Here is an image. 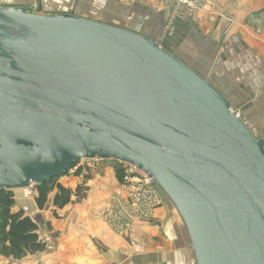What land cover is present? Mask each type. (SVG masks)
Instances as JSON below:
<instances>
[{
    "label": "water",
    "instance_id": "1",
    "mask_svg": "<svg viewBox=\"0 0 264 264\" xmlns=\"http://www.w3.org/2000/svg\"><path fill=\"white\" fill-rule=\"evenodd\" d=\"M0 5V192L81 160L128 164L172 204L194 264H264V140L153 38Z\"/></svg>",
    "mask_w": 264,
    "mask_h": 264
},
{
    "label": "crops",
    "instance_id": "2",
    "mask_svg": "<svg viewBox=\"0 0 264 264\" xmlns=\"http://www.w3.org/2000/svg\"><path fill=\"white\" fill-rule=\"evenodd\" d=\"M26 1L13 0V3L0 5L35 6L36 0L29 4ZM55 2L51 5L54 12L66 13L86 8L84 2L76 4L75 0ZM60 3H67L70 7ZM162 6L168 9L164 0ZM40 7L45 12L42 3ZM263 7L264 4L258 0H219L212 7L210 25L205 22L176 25H182L181 33L187 34H183L186 38L190 31L194 33L196 37L191 47L199 51L201 59H208L206 61L212 67L210 80L213 87L226 97L232 107L240 109L243 116L239 115L246 125L264 140V21L250 18ZM160 12L166 13L165 10ZM160 12L158 14L163 16ZM165 25L166 22L162 28ZM206 49L209 54L205 53ZM94 173L97 175L90 176L85 184L84 198L79 203L72 198L64 209L59 210L67 218L54 243L20 262L0 257V264H194L181 220L159 190L160 204L150 212L139 213L140 217L132 212L129 193L111 163L101 164ZM64 176L68 180L71 178L69 174ZM55 194L48 201H52ZM36 196L37 193H34L32 199ZM126 201L129 205H125ZM14 205V212L23 211L24 216L38 226L39 221H35L40 220L42 215L40 211L34 212L37 207L33 209L28 199L18 201L14 198ZM40 231H43L42 235L46 233L41 225L38 234ZM134 248L139 249L142 256L137 255Z\"/></svg>",
    "mask_w": 264,
    "mask_h": 264
},
{
    "label": "rangeland",
    "instance_id": "3",
    "mask_svg": "<svg viewBox=\"0 0 264 264\" xmlns=\"http://www.w3.org/2000/svg\"><path fill=\"white\" fill-rule=\"evenodd\" d=\"M32 1L33 0H28L25 3L29 4ZM55 1L57 0H43L41 2L43 4V9H45V12H42L43 15L59 14L60 12H65V11L54 12V10L51 8L52 7L51 5L57 3ZM61 1H67V0H61ZM78 1L80 4L84 2L86 4V8L85 9H75L74 11H69L66 13L74 12L76 15L82 18H85V19H89V20L92 19L94 21H98L102 23H109L113 26H116L119 28L122 27L124 29L130 30L133 32H138L140 34L151 37L157 43H159L161 47L166 49V51L168 50L169 52H172L180 60L184 61L189 67H192L196 72L199 71L200 74L204 78H206V80L212 82L210 80L211 79L210 70L212 67L210 66L209 62L206 61L208 59H201L199 55V51H196V49L194 51L191 47V44L193 43L192 41H194L193 39L196 36L194 35L192 31H190L191 35L189 33L188 38L184 37L183 36L184 33H181L182 25L181 27L180 25H176V24L189 23V22L179 20L178 15H176L177 18H172L171 14H174V13L172 12L171 6L166 4L165 0L164 2H165V5L168 6V9L162 6L163 0H75L76 4ZM218 1L219 0H210L212 7ZM232 1H237V0H232ZM258 1H261V3L264 4V0H258ZM1 3L6 5V4L13 3V0H0V4ZM59 5L70 7V5H68L67 3H60ZM212 7H210V9H207V11L203 13H199L200 18H197V20L192 21V22L193 23L205 22L207 23V25H210L209 19H212L213 17V12L211 11L213 9ZM162 10H165L166 13L160 12ZM158 12L162 13L164 17L161 14H158ZM169 15H170V20L172 21H169V18H168ZM250 18H254V21L263 23L264 7L260 12L253 13V15L250 16ZM165 22H166L165 28H162ZM167 29H169L168 34L164 36V34H166L165 31H167ZM184 35H187V34H184ZM205 51H206L205 52L206 54H209L208 49H206ZM232 109L236 113L243 116L238 107H235V108L232 107ZM109 163L95 159V160H81L79 162V165H81V167L84 169L88 168L89 175L94 177L95 175H97V173H94L95 168L101 166V164H109ZM68 177H71V178L68 180L64 176L63 178L56 179L53 182L49 183L48 185L49 193H48L47 199L55 193L54 190H56L57 184L58 185L62 184L63 186L65 184L66 188L73 189L75 187H78L79 186L78 184H80V182L82 183V181H84L83 179L85 178L83 176V173L82 175L79 173V175L75 176L73 174ZM122 178H123L122 175H120L121 184L123 180ZM66 181L68 183H65ZM34 193H37V190L35 187L12 191L14 198L17 199L18 201H20L21 199L23 200L28 199L30 201V206L33 209L37 207L35 202H33L35 201V199H32ZM114 198H116V196H114ZM73 199L75 200V203H77L76 198H73ZM129 200H131L130 205H132L131 206L132 212L139 215V213L135 209V206H133L132 198H130ZM50 203L51 201H47L44 208L40 209L37 207L36 210L34 211L36 213L40 211L39 213L42 215L41 219L36 220L35 222L39 221L38 227L41 225L42 228L46 231V233L43 235L41 234L43 231H40V234H38V236L41 238V241L45 245L44 250L46 249L47 246H49L51 243H54L58 239L59 229L60 227H63V224H64L63 221H65V219L67 218L66 214L63 215L61 212H59L58 209L50 205ZM127 204L128 202L126 201L125 205ZM15 208H16V205H13L12 211H15ZM30 215H32V213ZM141 215L139 216L141 217ZM51 232H53V234H50ZM133 239L136 240L135 237ZM134 249L133 250L136 251L137 255L142 256V253L139 249L137 248H134ZM140 256L139 257L137 256V258H142ZM0 257L6 260H9L10 262H16V261L20 262V260H22L25 257H29V256H22L20 258L19 257L15 258V257H5L0 254Z\"/></svg>",
    "mask_w": 264,
    "mask_h": 264
},
{
    "label": "trees",
    "instance_id": "4",
    "mask_svg": "<svg viewBox=\"0 0 264 264\" xmlns=\"http://www.w3.org/2000/svg\"><path fill=\"white\" fill-rule=\"evenodd\" d=\"M111 163V162H110ZM121 175V168L117 163H111ZM79 173L85 177L82 183L75 188L74 191L56 185V194L54 195L51 204L58 210L65 208L70 203L72 198H76L77 202L84 198L86 193L85 184L90 178L89 169L79 167L76 175ZM50 181L49 183L53 182ZM48 184H44L36 188L37 196L34 197L35 204L38 208H44L48 199ZM14 205V196L10 191L0 192V254L5 257L20 258L22 256H32L37 252L44 250V243L38 236V226L33 223L28 217H25L23 212L18 213L12 211Z\"/></svg>",
    "mask_w": 264,
    "mask_h": 264
},
{
    "label": "built area",
    "instance_id": "5",
    "mask_svg": "<svg viewBox=\"0 0 264 264\" xmlns=\"http://www.w3.org/2000/svg\"><path fill=\"white\" fill-rule=\"evenodd\" d=\"M165 2L172 8L174 13L171 14L172 18H177L176 15H178L179 20L186 22L197 20V18H200L199 13H203L212 7L210 0H165ZM168 18L169 21H172L170 15ZM117 165L121 168L122 186L129 191L133 206H135L138 213L150 212L160 204L157 195L158 189L147 174L128 164L117 163ZM79 167L81 165L75 166L67 174L75 175Z\"/></svg>",
    "mask_w": 264,
    "mask_h": 264
},
{
    "label": "flooded vegetation",
    "instance_id": "6",
    "mask_svg": "<svg viewBox=\"0 0 264 264\" xmlns=\"http://www.w3.org/2000/svg\"><path fill=\"white\" fill-rule=\"evenodd\" d=\"M78 166H79V164H78Z\"/></svg>",
    "mask_w": 264,
    "mask_h": 264
}]
</instances>
